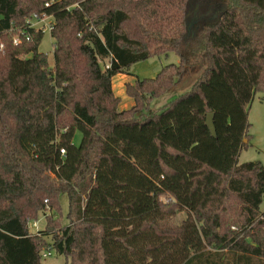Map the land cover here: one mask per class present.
<instances>
[{"label": "trees", "instance_id": "trees-1", "mask_svg": "<svg viewBox=\"0 0 264 264\" xmlns=\"http://www.w3.org/2000/svg\"><path fill=\"white\" fill-rule=\"evenodd\" d=\"M46 2L0 0V264H42L46 236L71 264L264 259V165L239 163L249 106L264 93V0ZM43 12L54 15L52 66L44 32L25 26ZM171 53L179 62L127 84L135 105L121 110L113 77ZM178 210L188 216L173 228ZM41 212L46 228L32 234Z\"/></svg>", "mask_w": 264, "mask_h": 264}, {"label": "rangeland", "instance_id": "rangeland-1", "mask_svg": "<svg viewBox=\"0 0 264 264\" xmlns=\"http://www.w3.org/2000/svg\"><path fill=\"white\" fill-rule=\"evenodd\" d=\"M49 2H54L56 0H48ZM54 39L51 35V31L46 29L44 32L43 39L39 46V51L44 52L49 57V62L51 66L54 64ZM31 55V54H30ZM179 57L174 53H171L168 57H152L147 61L138 62L134 66V72L140 76L141 79L144 78H152L156 77L158 72L162 69V67L169 63H177L179 62ZM158 68V69H157ZM199 72L191 73L181 78L183 80L182 84L177 87L171 88L169 92H166L164 96L157 98L151 102V108L159 109L165 101L170 97L177 96L185 91L189 90L192 85H190L191 81L196 80ZM128 84V83H127ZM129 84L135 85L136 80H132ZM188 86V87H185ZM185 87V88H184ZM127 90V89H126ZM183 90V91H182ZM135 105V103H134ZM133 105V106H134ZM132 106V107H133ZM120 107V104H119ZM132 107L128 108L131 109ZM121 109V108H120ZM126 109V110H128ZM152 112V110L150 109ZM155 111V110H154ZM249 121L251 123L247 140L244 141L247 146L242 150L239 156V163H244L248 161H260L264 165V93H257L253 102L249 106ZM82 139V134L77 132L76 137L74 139L75 143L79 144ZM162 200L165 203H173L172 197L169 195L162 196ZM61 206H62V214L63 220H60L61 213L52 212L53 217L56 221H59V229H62L66 224L69 223L67 220V213L69 210V200L67 195H63L61 197ZM261 209L264 211V200L261 204ZM188 214L186 210H178L177 214L173 215L167 221L168 225L175 228L177 227L183 220L187 218ZM47 217L44 213H40L38 218L30 219L28 221V228L32 234L40 235V231L45 229ZM40 237V236H39ZM43 237V236H41ZM46 244L45 247L46 252H51V255L42 259V264H71V259L66 255H60L58 252L53 250L56 249L55 240L52 236H46ZM43 250V252H45ZM45 252V253H46ZM252 264H264V259L262 258H253Z\"/></svg>", "mask_w": 264, "mask_h": 264}, {"label": "crops", "instance_id": "crops-1", "mask_svg": "<svg viewBox=\"0 0 264 264\" xmlns=\"http://www.w3.org/2000/svg\"><path fill=\"white\" fill-rule=\"evenodd\" d=\"M176 55V54H175ZM178 56V55H176ZM156 57V56H155ZM179 57V56H178ZM151 59V58H150ZM149 60V59H148ZM147 61V60H146ZM144 62V61H143ZM134 66L135 64L131 67V70H130V73H119L117 75H115L113 77V90L115 92V94L121 98V102H120V108L121 110H126L130 107H132L135 103V101L133 100L132 97H130L128 94H127V83H130L132 82V80H137L138 78H140V76L138 74H136L133 70H134ZM158 69V68H157ZM194 81V80H193ZM191 81L190 85H192L194 82ZM183 80H181V82H178L175 87H177L178 85L182 84ZM185 87H188V86H185ZM184 87V88H185ZM174 88V87H173ZM170 91V90H169ZM168 91V92H169ZM183 91V90H182ZM167 94V93H166ZM166 94H163L157 98H160ZM182 94V93H181ZM180 95V94H179ZM177 95V96H179ZM177 96H173V97H170L168 98L167 100L165 99V101H163V105L160 106L159 109H153L151 108L152 110H155V111H160L161 109L165 108L166 106L170 105L172 101H174V99L177 97ZM155 98V99H157ZM154 99V100H155ZM153 102V101H152Z\"/></svg>", "mask_w": 264, "mask_h": 264}, {"label": "built area", "instance_id": "built-area-1", "mask_svg": "<svg viewBox=\"0 0 264 264\" xmlns=\"http://www.w3.org/2000/svg\"><path fill=\"white\" fill-rule=\"evenodd\" d=\"M51 3L53 2H46L45 6L49 7L51 5ZM54 15L50 14L48 12H43L41 14L39 13H34L29 19H27L26 21V28L28 29H33L35 31H43L45 32L46 29L52 31L53 27H54ZM26 39L30 40V35H26ZM14 42L16 44H18L19 42H21V39L19 36H16L14 38ZM61 153L65 154L66 150L63 148L61 149ZM48 255H51V252H46L43 253L44 257H47Z\"/></svg>", "mask_w": 264, "mask_h": 264}, {"label": "water", "instance_id": "water-1", "mask_svg": "<svg viewBox=\"0 0 264 264\" xmlns=\"http://www.w3.org/2000/svg\"><path fill=\"white\" fill-rule=\"evenodd\" d=\"M203 71H204V69L199 70V71H195V72H199V75H198V77H199L200 74H201ZM195 72H192V73H195ZM189 74H191V73H189ZM189 74H185L184 76L189 75ZM184 76H183V77H184ZM198 77L196 78V80L198 79ZM196 80H194L193 82L195 83ZM179 82H181V78L179 79ZM194 83H193V84H194ZM193 84H192V85H193ZM191 87H192V86H191ZM191 87H190V88H191ZM206 124H207V126L209 127V129H210L212 135H213L214 137H217V129H216V126H215V123H214V114H213V113H209V114L207 115ZM246 140H247V139H245V141H246Z\"/></svg>", "mask_w": 264, "mask_h": 264}]
</instances>
